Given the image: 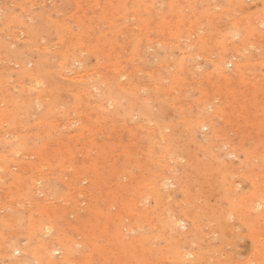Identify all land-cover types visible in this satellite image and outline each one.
<instances>
[{"label":"rangeland","instance_id":"1","mask_svg":"<svg viewBox=\"0 0 264 264\" xmlns=\"http://www.w3.org/2000/svg\"><path fill=\"white\" fill-rule=\"evenodd\" d=\"M0 264H264V0H0Z\"/></svg>","mask_w":264,"mask_h":264},{"label":"bare ground","instance_id":"2","mask_svg":"<svg viewBox=\"0 0 264 264\" xmlns=\"http://www.w3.org/2000/svg\"><path fill=\"white\" fill-rule=\"evenodd\" d=\"M258 206H260V207H261V206H262V204H259ZM53 252H54V253H56V252H55V250H54V251L52 250V252H51V251H49V253H50V256H51V257H53ZM57 252H58V251H57ZM55 255H56V254H55ZM44 258H45V257H44ZM196 258H197V257H196Z\"/></svg>","mask_w":264,"mask_h":264}]
</instances>
